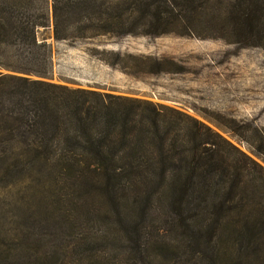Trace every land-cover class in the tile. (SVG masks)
<instances>
[{"label":"trees","instance_id":"obj_1","mask_svg":"<svg viewBox=\"0 0 264 264\" xmlns=\"http://www.w3.org/2000/svg\"><path fill=\"white\" fill-rule=\"evenodd\" d=\"M212 9L235 43L264 47V0H0V169L93 188L136 250L148 213L171 212L165 225L188 245L220 261L234 257L220 253V241L256 256L264 171L245 155L174 110L14 75L49 76V46L37 30L50 16L54 41L76 42L190 37V20Z\"/></svg>","mask_w":264,"mask_h":264},{"label":"rangeland","instance_id":"obj_2","mask_svg":"<svg viewBox=\"0 0 264 264\" xmlns=\"http://www.w3.org/2000/svg\"><path fill=\"white\" fill-rule=\"evenodd\" d=\"M224 21L212 9L190 20V37L55 42L50 16L49 27L37 30L49 46V76L14 75L174 110L264 171V47L235 43ZM31 172L0 169V264H264V246L245 258L238 245L220 241V253L234 256L220 261L219 253L188 245L165 225L171 212L148 213L136 250L109 224L114 208L93 188L23 178Z\"/></svg>","mask_w":264,"mask_h":264}]
</instances>
